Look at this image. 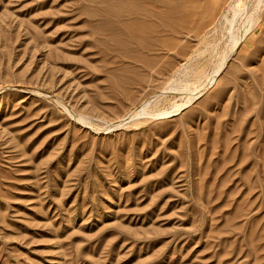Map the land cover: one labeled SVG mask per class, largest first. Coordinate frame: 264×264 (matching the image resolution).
Listing matches in <instances>:
<instances>
[{"label": "rangeland", "instance_id": "374dc122", "mask_svg": "<svg viewBox=\"0 0 264 264\" xmlns=\"http://www.w3.org/2000/svg\"><path fill=\"white\" fill-rule=\"evenodd\" d=\"M243 1L0 0V264H264Z\"/></svg>", "mask_w": 264, "mask_h": 264}, {"label": "bare ground", "instance_id": "6f19581e", "mask_svg": "<svg viewBox=\"0 0 264 264\" xmlns=\"http://www.w3.org/2000/svg\"><path fill=\"white\" fill-rule=\"evenodd\" d=\"M244 1H246V0H244ZM244 1H243V3H239L235 7V9L233 11L232 19L231 20L228 19V20H230L229 23L232 26L234 24V22H236V20L238 18H239V20H240V18H242L240 20V23H241V26H242L241 34L239 35V34L233 33V35L231 37V41H232L231 42V48L236 47V45L239 43V39L240 38L243 39V37H245L243 45L245 44L246 49L249 48L251 46V40L250 39H251L252 33L254 31L257 32V30L260 29V27L264 24L263 23V21H264V0H254V2L252 1L253 3L251 4L250 9H249L250 5L248 3H246V2H244ZM237 2H238V0H237ZM136 18H138V17H136ZM140 19H141V17H140ZM148 21H149V19H148ZM189 101H190V99H189ZM184 105H185V103L184 104H180V105H176L175 107L173 106L174 109L171 110V111H160L159 113L156 112V114L153 113V115H158L159 116V115H165V114H168V113H171V112H174V111L176 112V111H179ZM142 111L145 112V107L142 109Z\"/></svg>", "mask_w": 264, "mask_h": 264}]
</instances>
